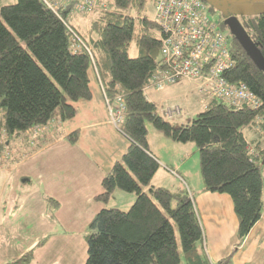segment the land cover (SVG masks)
<instances>
[{
  "label": "trees",
  "instance_id": "1",
  "mask_svg": "<svg viewBox=\"0 0 264 264\" xmlns=\"http://www.w3.org/2000/svg\"><path fill=\"white\" fill-rule=\"evenodd\" d=\"M86 1L95 3L91 14L81 9ZM203 1L213 18V9ZM154 4L70 0L55 12L42 0H17L0 9V164L18 161L3 157L11 139L55 120L74 119L77 105L93 99L92 82H99L112 101L124 99L120 131L130 145L104 177L97 199L106 202L122 190L136 201L128 212L103 209L96 215L85 264H212L190 194L152 186L161 165L149 150L147 122L174 142L197 146L205 190L232 198L240 241L263 214L264 148L259 143L252 147L244 130L264 131V12L237 18L260 51L262 66L232 35L227 37L232 67L225 73L230 82L245 83L261 106L237 108L212 100L195 119L177 126L161 116L144 92L164 66L161 29L145 14ZM76 15L84 18L82 28L73 23ZM214 22L220 30L228 27ZM133 42L135 58L130 56ZM76 140L72 135L70 141ZM32 258L29 254L12 264H30Z\"/></svg>",
  "mask_w": 264,
  "mask_h": 264
},
{
  "label": "rangeland",
  "instance_id": "2",
  "mask_svg": "<svg viewBox=\"0 0 264 264\" xmlns=\"http://www.w3.org/2000/svg\"><path fill=\"white\" fill-rule=\"evenodd\" d=\"M4 1L11 2L12 0H0V2ZM207 2L213 9L211 15L217 22H225V17L229 16L243 21L242 16H256L264 12V0H207ZM145 14L153 18L155 7L151 5ZM221 30L227 37H232V31L229 27L221 28ZM137 55L138 50L133 42L130 48V56L135 58ZM92 89L96 91L93 82ZM147 96L159 106L161 116L164 115L162 111L165 109H172L174 106L180 107L183 111L178 118H167L177 126L189 123L204 110L201 103L202 95L199 94L196 85L185 81L165 91H150ZM146 126L149 130L148 138L152 142H157L156 136L152 135L154 133L163 134L149 122ZM244 132L246 135L253 136L249 128H246ZM168 140L169 143H175L172 139L168 138ZM50 144L53 145L54 142L52 141ZM176 144L179 149L183 147L181 143L176 142ZM194 147V153L190 155V159L197 157L200 163L197 146ZM25 149L27 148L23 147V143L18 138H13L3 157L7 160L18 158L22 161L33 154L28 150L26 155H23L22 152ZM165 150H167L166 146ZM179 152L181 153L182 150L170 152V154L176 156L180 155ZM161 154L165 155L164 152ZM72 155L62 147H53L41 151L36 155L38 156L36 159L28 160V163L19 170L11 174L8 172V182L2 174V170L14 164H0V264H12L23 257H28L29 254H33L30 264H85L88 257L87 237L91 234L90 224L96 215L103 209H119L128 212L135 203L136 196L122 190H117L116 194L112 195L106 202L99 199L97 202V198L91 197L90 193L84 189V177L77 171L76 167L71 165L69 158L74 157ZM64 157L66 159L62 160ZM63 167L66 170H63ZM163 173L158 174L156 183L162 184L164 186L162 188L174 193L178 190L177 185H181L184 191L188 192V185L191 187V183L193 184L192 178L182 181L180 177L177 179L166 172ZM61 175L62 177H60ZM24 177H28L31 183H25ZM200 177L204 183L201 165ZM49 182H53L54 186L56 183L55 192L49 186ZM74 185L82 188L75 189ZM152 186H154L153 183ZM191 190L195 194L193 187ZM195 196V200H197L200 195ZM128 197L134 199L130 205L125 200ZM52 200H54L53 203ZM232 215L236 217L239 226L235 211ZM203 221L204 231V227L208 231L212 227L210 224L215 222L211 217H204ZM205 234L206 232L204 233L206 239ZM220 239L222 241L224 237ZM178 240H180L179 235ZM235 242L242 243L238 237V231L236 238L228 241V253L232 250L231 253L235 252L236 254ZM179 244L181 249L180 241ZM218 245L219 251L225 249V244L218 243ZM232 258L234 260L236 258L237 262L241 261L240 255H234ZM232 258L230 257L231 261ZM183 264H185L184 261Z\"/></svg>",
  "mask_w": 264,
  "mask_h": 264
},
{
  "label": "crops",
  "instance_id": "3",
  "mask_svg": "<svg viewBox=\"0 0 264 264\" xmlns=\"http://www.w3.org/2000/svg\"><path fill=\"white\" fill-rule=\"evenodd\" d=\"M16 2L17 0L0 2V9L3 6L12 5ZM82 19L83 18L78 15L73 16V23L76 27H83L84 24ZM94 85L96 91L94 90L93 99L77 105L78 112L74 119L70 121L55 120L47 126L34 127L29 133L27 132L18 137L21 143H23V147L27 148L22 152L23 155H26L28 150L33 152V154L22 161L16 158L18 161L14 165L2 170V174H4L7 179L6 182L9 181L8 172L11 174L22 168L28 163V160L33 161L39 156H36L39 152L46 151L53 147H62L66 149L67 152L73 154L72 156L74 157L69 158L70 163L73 167H76L77 171L84 177V189L90 193L89 195L97 198V196L103 193L102 181L104 177L126 153L130 141L111 123L100 83L95 82ZM249 129L252 131L253 136L246 135L244 132L248 142L251 143L252 147L259 143L260 146L264 148V131L257 132L251 128ZM75 134L77 135V140L73 143L70 141V138ZM152 136H156L157 142H152V140L148 138L149 150L161 165L159 171L152 180L153 185L155 187H164L162 184H158L155 181L158 174H162L163 172L177 179L180 177L182 181L192 178L193 184L191 183V187H193L195 194H193L189 185L188 193L191 194L192 199L194 198L193 201L201 224H204V217H211L215 221L210 224L212 227H210L208 231L204 227V233L206 232V241L204 245L211 263L219 264L221 261L229 260L228 264H264V210L260 221L242 243H234V247H237L235 250L236 254L235 252L231 253L232 250L228 253V241L236 238L238 231V221L236 217L232 215L235 210L231 197H227L228 195L225 194L206 192L204 183L200 179L199 159L197 157L190 159V155H193L195 149L193 143L183 144V147L179 149L176 142L169 143L168 137L164 135L154 133ZM52 141L54 142L53 145L50 144ZM165 146L167 150H165ZM180 150H182L181 153H178L180 155L174 156L170 154V152ZM162 152H164L165 155L161 154ZM65 159L66 157L62 160ZM63 170H66V168L63 167ZM262 173L264 180V166L262 167ZM168 174L166 175L169 176ZM60 177H62V175ZM23 179H25V183H31L28 177H24ZM49 186L54 189L53 191L55 192L57 188L56 183L54 186L53 182H49ZM74 187L75 189L82 188L77 185H74ZM177 187V192L184 191L181 185H177ZM116 192L117 190H115L112 195H115ZM197 194L200 196L199 199L195 200V195ZM96 200L99 202L98 199ZM125 200L126 203L130 205L134 199L128 197V199ZM53 201L54 200H52V203ZM221 237H224V240L221 241ZM209 239H211V241H209ZM218 243L226 245L223 251H219L220 247ZM228 255L231 258L234 255H240L241 261L237 262L236 258L235 260L232 258L231 261Z\"/></svg>",
  "mask_w": 264,
  "mask_h": 264
},
{
  "label": "built area",
  "instance_id": "4",
  "mask_svg": "<svg viewBox=\"0 0 264 264\" xmlns=\"http://www.w3.org/2000/svg\"><path fill=\"white\" fill-rule=\"evenodd\" d=\"M55 12L70 0H42ZM58 3V4H57ZM95 3L86 1L81 9L91 14ZM153 20L162 32L163 68L148 80L144 92H161L180 82L195 84L204 108L212 100L229 106L258 109L261 100L245 83H232L225 73L232 67L230 44L203 0H155ZM77 37V35H75ZM111 123L117 128L125 121L122 96L112 101L102 89ZM163 110V109H162ZM183 110L174 106L162 111L168 119L178 118Z\"/></svg>",
  "mask_w": 264,
  "mask_h": 264
},
{
  "label": "water",
  "instance_id": "5",
  "mask_svg": "<svg viewBox=\"0 0 264 264\" xmlns=\"http://www.w3.org/2000/svg\"><path fill=\"white\" fill-rule=\"evenodd\" d=\"M225 24L231 29L235 36L243 45L248 54L260 65L263 64L262 56L256 45L252 42L247 31L236 17H231L225 21Z\"/></svg>",
  "mask_w": 264,
  "mask_h": 264
},
{
  "label": "flooded vegetation",
  "instance_id": "6",
  "mask_svg": "<svg viewBox=\"0 0 264 264\" xmlns=\"http://www.w3.org/2000/svg\"><path fill=\"white\" fill-rule=\"evenodd\" d=\"M229 18H231V17H229ZM229 18H227V19H229ZM227 19H226V20H227Z\"/></svg>",
  "mask_w": 264,
  "mask_h": 264
}]
</instances>
